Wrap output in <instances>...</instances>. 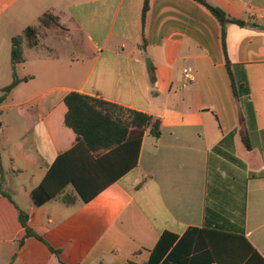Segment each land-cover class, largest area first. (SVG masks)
<instances>
[{"label": "crops", "instance_id": "1", "mask_svg": "<svg viewBox=\"0 0 264 264\" xmlns=\"http://www.w3.org/2000/svg\"><path fill=\"white\" fill-rule=\"evenodd\" d=\"M30 1L0 0V96L13 82L12 39L45 15L58 19L45 29L60 31L25 45L16 73L29 80L0 105V264H147L163 235L179 241L191 229L244 237L261 264L264 0H206L246 24L227 25L226 54L220 22L194 0H150L145 26V0ZM227 60L249 84L253 119L235 97ZM72 92L162 120V136L146 131L136 167L108 187L86 188L103 177L85 172L100 158L70 154L79 144L65 123ZM69 176L85 181L89 201ZM46 180L48 194L60 193L37 205L32 193ZM21 212L36 236L27 238Z\"/></svg>", "mask_w": 264, "mask_h": 264}, {"label": "trees", "instance_id": "2", "mask_svg": "<svg viewBox=\"0 0 264 264\" xmlns=\"http://www.w3.org/2000/svg\"><path fill=\"white\" fill-rule=\"evenodd\" d=\"M194 1L206 7L220 22L222 26L223 48L226 54L227 25L234 23L245 26L246 24L242 21L230 19L223 10L212 6L206 0ZM149 7L150 0H145L142 14L143 26L146 23ZM48 19H54L55 23L58 21L57 18L51 15H45L40 18L38 26H30L22 34L12 39L13 82L2 89L0 105L20 83L29 80V78L20 79L16 73V67L26 61L24 56L26 44L30 47H37L39 45V28L44 23L46 24ZM227 67L232 77L235 97L239 103H244L247 116L253 119V106L248 102L251 95L249 84L247 81H244L240 82L239 87H237L233 73L231 72V64L228 60ZM152 79L155 81V76ZM65 103L68 108L65 123L79 138V144L70 154L85 150L88 154H93L97 158H100V161H97L98 163H94V168L90 167L91 170L87 168L85 172L89 175L93 171H98L101 172L103 177L101 181L90 179L92 181H88L86 188L99 182H104L106 187H108L114 183V180L122 172L124 173L136 167L141 141L146 131H150L151 136L156 139L162 136V120L160 118L78 92L70 93L65 98ZM244 121L245 119L242 118V123ZM234 134L235 132L231 136ZM244 142L251 149V146L247 144V139H244ZM0 169L3 172L1 162ZM65 181H68V183L75 187L85 202L89 201V198L85 194L84 180L81 182L78 178L69 176L65 178ZM46 184L47 180L32 193V197L37 205H43L60 193L54 195L48 194ZM100 184L102 185V183ZM119 198L121 199L122 197L118 196ZM70 201L69 196L65 197L64 202L66 204H69ZM20 221L27 231V238L36 236L29 226V216L26 213H20ZM237 238L245 244V247L242 243H237L239 242ZM247 248H249V251ZM52 251L56 255H60V251L53 248ZM253 252V246L248 240L237 234L206 229H191L179 241L176 236L163 235L156 248L152 251L150 262L147 264H260L252 258ZM259 259L261 264L264 263L261 257Z\"/></svg>", "mask_w": 264, "mask_h": 264}, {"label": "rangeland", "instance_id": "3", "mask_svg": "<svg viewBox=\"0 0 264 264\" xmlns=\"http://www.w3.org/2000/svg\"><path fill=\"white\" fill-rule=\"evenodd\" d=\"M45 1L48 3V1L51 2L52 0H45ZM34 3H35V0H31L30 1V5H34ZM3 20L0 19V23L1 24H5V32H6V21H3ZM30 21H31L30 17H28V14H26L25 21H23V23L28 24V23H30ZM51 23L58 24V21H57V23H55V20L54 19H51V20L48 19L47 20V23L46 24L44 23L43 26L41 27L40 31H39V34L41 35V37L44 36L43 34H46V35L52 34L53 35L55 32L60 31L59 26H55V27L53 26V28H50V30L45 29L46 25L47 24H51ZM15 32H16V30H11L10 31V33H15ZM60 34H62V33H60ZM60 44L61 43H59V46H60ZM54 45H56V44H54ZM75 45H76V49H79V47H81L80 40L77 38V36L75 37ZM233 77H234V81H235L237 87H239V80L235 77V74H233ZM242 104L244 105V103H242ZM244 107H245V105H244ZM8 158H9L8 157V154H6V162L8 161ZM16 183L17 184L27 183V180L25 178H20V179H17L16 180Z\"/></svg>", "mask_w": 264, "mask_h": 264}, {"label": "built area", "instance_id": "4", "mask_svg": "<svg viewBox=\"0 0 264 264\" xmlns=\"http://www.w3.org/2000/svg\"><path fill=\"white\" fill-rule=\"evenodd\" d=\"M185 79L188 80V81H192L193 80V75H192V72L190 70L188 72H186ZM185 86H187V83L184 84V87Z\"/></svg>", "mask_w": 264, "mask_h": 264}, {"label": "water", "instance_id": "5", "mask_svg": "<svg viewBox=\"0 0 264 264\" xmlns=\"http://www.w3.org/2000/svg\"><path fill=\"white\" fill-rule=\"evenodd\" d=\"M264 30V27L262 28ZM148 65L150 66V60L147 61Z\"/></svg>", "mask_w": 264, "mask_h": 264}]
</instances>
